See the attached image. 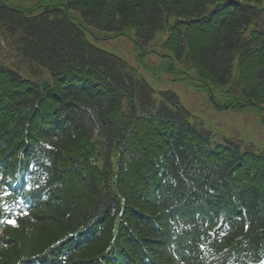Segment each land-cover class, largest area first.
I'll return each mask as SVG.
<instances>
[{
  "label": "trees",
  "instance_id": "16d2710c",
  "mask_svg": "<svg viewBox=\"0 0 264 264\" xmlns=\"http://www.w3.org/2000/svg\"><path fill=\"white\" fill-rule=\"evenodd\" d=\"M126 34L264 127V0H0V264H264V154L91 42Z\"/></svg>",
  "mask_w": 264,
  "mask_h": 264
},
{
  "label": "rangeland",
  "instance_id": "374dc122",
  "mask_svg": "<svg viewBox=\"0 0 264 264\" xmlns=\"http://www.w3.org/2000/svg\"><path fill=\"white\" fill-rule=\"evenodd\" d=\"M6 5L22 10H32L39 5H59L62 0H1ZM165 34L157 37V39L149 46L147 50L157 49L162 53H167L162 46H160L159 40L163 41ZM91 42L100 49L114 54L129 65L134 67L137 73L144 77L146 81L152 86L156 93V100L159 102L160 93L164 91H170L176 93L183 105L188 108L193 116L199 123H204L207 127L212 128L215 134H218L216 139L222 140L224 136L227 138L239 139L243 149L255 151L259 154H264V127L259 125L257 120L246 113L241 115H228L219 114L212 111L205 96L199 94H192L188 91L185 85L174 83L176 78L174 75L165 72L169 60L156 55H149L147 62L143 65L138 64V49L134 38L129 34L119 38L106 39L103 41ZM0 57L6 58L8 55V45L5 40L0 38ZM164 55V54H162ZM151 70V73L148 71ZM43 74V80H49V77L45 71ZM246 114V115H245ZM231 116V117H229ZM233 135V136H232Z\"/></svg>",
  "mask_w": 264,
  "mask_h": 264
},
{
  "label": "snow or ice",
  "instance_id": "6c2138e0",
  "mask_svg": "<svg viewBox=\"0 0 264 264\" xmlns=\"http://www.w3.org/2000/svg\"><path fill=\"white\" fill-rule=\"evenodd\" d=\"M8 223H12V224H14V221H11V220H9V221H7Z\"/></svg>",
  "mask_w": 264,
  "mask_h": 264
}]
</instances>
